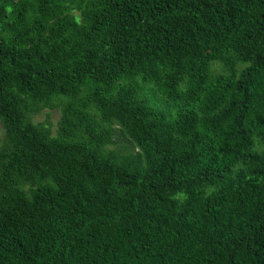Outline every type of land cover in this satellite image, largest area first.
Instances as JSON below:
<instances>
[{"label":"trees","instance_id":"trees-1","mask_svg":"<svg viewBox=\"0 0 264 264\" xmlns=\"http://www.w3.org/2000/svg\"><path fill=\"white\" fill-rule=\"evenodd\" d=\"M0 127V264H264V0H0Z\"/></svg>","mask_w":264,"mask_h":264},{"label":"rangeland","instance_id":"rangeland-1","mask_svg":"<svg viewBox=\"0 0 264 264\" xmlns=\"http://www.w3.org/2000/svg\"><path fill=\"white\" fill-rule=\"evenodd\" d=\"M46 114H47V116H48V118L52 124V127H53L55 124V121L57 120L58 115H59V110L57 107H54L51 109L43 108L34 115L33 119L34 120H41ZM1 134H2V129L0 127V137H1Z\"/></svg>","mask_w":264,"mask_h":264}]
</instances>
